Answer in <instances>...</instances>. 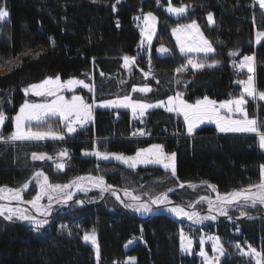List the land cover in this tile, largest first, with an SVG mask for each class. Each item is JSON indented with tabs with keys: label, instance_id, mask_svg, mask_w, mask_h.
Listing matches in <instances>:
<instances>
[{
	"label": "trees",
	"instance_id": "trees-1",
	"mask_svg": "<svg viewBox=\"0 0 264 264\" xmlns=\"http://www.w3.org/2000/svg\"><path fill=\"white\" fill-rule=\"evenodd\" d=\"M174 2L187 6L178 22L162 11L167 5L164 0H0V7L9 13L0 19V109L11 120L3 127V135L14 130L12 117L26 101L23 89L49 78L59 77L65 82L91 73L96 81L95 100L128 96L133 101L156 102L180 93V98L188 102L204 97L222 102L241 95L242 87L236 81L248 73L241 69L236 78L232 65L243 55H250L255 57L256 88L264 91V40L256 42L254 37L256 32L264 31V13L253 0ZM149 12L158 19L157 34L150 54L140 56L139 33L133 21L135 16ZM209 13L214 16L213 26L206 21ZM193 20L215 52L192 58L207 63L216 59L220 63L187 74L176 73L187 63V57L177 52L170 31L178 23ZM161 46L169 52H158ZM232 51L238 55L230 56ZM124 56L136 58L134 64L125 67ZM147 61L151 69L146 67ZM144 87L151 91H133ZM245 99L249 118L264 122V101ZM116 115L121 119L114 124ZM142 121L133 120L125 111L95 110L92 124L86 127L99 139L92 143L87 133L70 137L59 119L48 118L42 128L50 124L64 139L78 141L0 144V187L21 188L41 169L52 184L64 185L82 175L99 176L108 184L133 191L142 200L169 191L166 194L170 200L188 206L209 192L180 187L181 183L207 182L225 194L260 182L264 151L259 149L256 136L221 135L210 126L187 136L182 120L163 109L149 111ZM138 130L144 131L142 138L132 135ZM154 143L175 153V177L160 167L133 170L84 154L98 150L135 155ZM61 148L69 149L71 154L62 162V171L57 169V162L32 159L33 153L49 157ZM37 188L33 180L24 199L31 200ZM76 197L88 205L69 203L38 232L33 226L0 216V264H125L129 257L135 258V264H201L195 254L180 252L179 236L183 231L197 241L206 236L207 229L221 237L225 254L220 264L264 262V218L258 216L262 212L259 206L243 203L228 209L232 218L239 217L243 210L252 219L219 220L196 228L167 214H155L143 221L109 197L92 205L101 198L98 191ZM93 229L99 261L96 249L83 239ZM129 240L133 241L130 245ZM237 244L245 252L250 245L262 255L244 256Z\"/></svg>",
	"mask_w": 264,
	"mask_h": 264
},
{
	"label": "snow or ice",
	"instance_id": "snow-or-ice-1",
	"mask_svg": "<svg viewBox=\"0 0 264 264\" xmlns=\"http://www.w3.org/2000/svg\"><path fill=\"white\" fill-rule=\"evenodd\" d=\"M95 2V0H94ZM119 2V0H117ZM159 3V0H157ZM261 9H264V0H255ZM186 7L181 5L179 7L172 6L169 3L167 11L170 14L181 16L186 12ZM115 10V7H113ZM9 13L5 8L0 7V19L8 16ZM139 19V18H137ZM145 22V29L141 31V36L145 37L148 40L149 45H151L152 35L155 31V22L156 17L152 15L151 12L147 13L143 17ZM209 25L214 24L213 16L211 13L208 14ZM173 35L177 38V44L179 46L180 53L185 55L186 53H202L205 57L210 53H214L215 49L213 45L204 38L203 33L200 32L199 26L196 21L193 20L190 24L177 26L172 29ZM193 33L195 34L193 36ZM187 35L192 37L191 43H186L181 40L182 35ZM257 42L260 39L264 38V32L257 33ZM161 54L169 52V49L161 46L157 49ZM230 56L235 57L238 55L236 51L229 53ZM124 66L128 67L129 64L134 63V58L128 56L123 57ZM255 60L254 56H244L242 61L235 65L239 69L247 68V71L250 73L247 77V80L238 79L236 83L242 86L241 95L234 99H229L220 103L219 108L216 107V101L204 97L202 100H197L195 104H189L180 99L182 94L177 93L176 97H168V107L166 111L177 112L183 115L184 121L187 125V133L192 135L193 129L199 124L204 123L205 121L212 122L216 124L217 129L220 132H232V133H254L259 138V147L264 150V122L258 123L255 118H249L248 112L245 109V105L248 103V100L245 97L251 98L252 100L264 101V91H257L255 87L254 75V66L253 62ZM220 63L219 60L213 59L211 63L207 61H198L191 57H187V64L177 68L176 71L182 72L187 67L191 65L194 71L202 70L206 66L209 68L216 67ZM103 75V73H101ZM147 78L148 73L144 74ZM51 86V87H49ZM75 86H80L87 88L90 92H94V87L92 85L86 84L82 80L69 79L68 81L62 83L57 77L55 80L45 79L40 84H33L29 88L24 89L25 95H28L29 92L32 95L37 97H54L49 102L45 103H34L25 101V103L20 107L19 112L12 117L14 120V130L4 137L0 135V142H40L45 140H63L64 135L61 132L53 130L52 126L48 124L47 128L44 129L41 126L47 124L48 118L59 117L60 123L63 124L66 132L71 135L77 131V128L74 126L79 124L81 127L89 121L92 120V110L93 106L103 107V108H130L133 112V116H136L137 110L139 109V115L143 116L145 110L156 107H164V101H158L155 104L144 103V102H134L128 96L114 100L102 101L98 105L96 101L93 100L92 104L87 103L84 98L79 95H73L70 100L65 99L63 95L59 93L67 89L71 91ZM140 91L147 93L151 91L150 88L144 87L140 89L133 88V91ZM176 104V107L171 105ZM220 109H224L227 115H222ZM234 114L242 116L243 119L233 118ZM8 119L3 109H0V126H3L4 122ZM139 135H145L143 130H138ZM133 136L137 135V132L132 133ZM85 155L95 156L96 159L108 161L116 160L123 164H126L130 168L135 169L137 163L143 164H157L162 166L166 171L171 169L172 175L176 176L175 168V153L167 154L164 152L163 147L159 144H153L149 148L140 149L137 151L135 157H127L123 154L111 153V152H101L94 150L91 153L85 152ZM61 157H67L68 153L66 150L59 153ZM33 160H44L51 159L45 154H32ZM56 167L58 170H63L65 165L63 163H57ZM42 178V181L41 179ZM33 179L37 180L39 191L35 198L31 201H24L21 196V191L28 187L27 184H24L21 189H11L7 187H0V201H16V207H10L7 204H0V216H3L5 220L11 221L14 218L20 221H27L35 231H39L48 224L47 217L52 213L51 201L55 200L59 204H67V201L72 200L73 193L68 191L71 188H75L77 191H90L91 189L86 187L83 182L87 181L92 187L97 188L101 197L106 192H110L112 195H116V192L112 189L111 185L105 183V180L102 177L96 176H86V177H77L75 180L69 184H51L49 178L45 176L42 172H36ZM207 183V182H204ZM189 187L195 188V185H188ZM209 188H212L215 191V186L208 184ZM180 187H184V184L181 183ZM255 189V191H253ZM47 196L49 204L47 206H41L39 201ZM124 197L130 202L125 203L123 206L129 208L138 213H148L152 211V205H155L159 208L161 205L171 204V201L168 199L166 193L152 198L149 202H140V197L134 195L133 192L125 190ZM119 200L120 197L117 196ZM207 199L206 197H201L200 200L203 201ZM240 201H243L245 205L256 207L257 204L264 205V165H261V178L260 182L255 185H249L246 189H241L238 191H232L225 193L223 195L217 193L216 200L213 201L208 199L209 212L215 211L217 215H228V206L236 204ZM22 203H28L30 207L36 212V215H32L28 208H21L19 205ZM77 204H83V201L77 200ZM191 206V205H190ZM166 211L176 215L177 217H186L192 223H202L204 220H215L216 216L207 215L200 216L197 212H187L183 207L173 206L166 207ZM247 216V213L241 210L240 217ZM39 217H43L42 219ZM252 219V217H247ZM239 229H237L238 231ZM83 239L88 242L90 241L93 247L96 249L97 260L99 261L100 253L99 247L96 242L95 229L91 233H86ZM212 241V251L218 253L214 258H209L208 254L204 250V239L201 238L200 241V251L199 255L203 257V264H220V256L225 254V249L220 242V238L217 236L209 237ZM181 240V251H190L191 240H189L183 231L180 234ZM187 240V247L185 241ZM133 241L129 240L128 245L132 244ZM128 245H125L126 247ZM240 253L244 256L251 255L252 257H260L262 253L257 252L254 248L249 245L248 251L245 252L239 244L236 245ZM135 258L129 257L125 264H134ZM116 264V262H114ZM257 264H261L260 260H257Z\"/></svg>",
	"mask_w": 264,
	"mask_h": 264
},
{
	"label": "rangeland",
	"instance_id": "rangeland-1",
	"mask_svg": "<svg viewBox=\"0 0 264 264\" xmlns=\"http://www.w3.org/2000/svg\"><path fill=\"white\" fill-rule=\"evenodd\" d=\"M254 2H255V0H253ZM256 3V2H255ZM257 4V3H256ZM258 5V4H257ZM259 6V5H258ZM260 8V7H259ZM261 9V8H260ZM262 10V12L264 13V9H261ZM145 14H147V13H144V14H140V15H137V16H135L134 17V21H133V25H134V27L136 28V30L138 31V33H139V43H138V54L140 55V56H147L148 54H150V52H151V49H152V45H153V42H154V39H155V36H156V34H157V27H158V19H157V17L152 13V15L153 16H155L156 17V22H155V31H154V34L152 35V39H151V45H149V43H148V40L145 38V37H142L141 36V31L143 30V29H145V22H144V19H143V17H144V15ZM213 16V15H212ZM207 17H208V15H207ZM207 17H206V21H207V24L209 25V22H208V19H207ZM137 18H139V19H137ZM213 20H214V16H213ZM191 22H185V23H178V24H176L175 26H173L172 28H171V31H170V33H171V36H172V38H173V40H174V42H175V45H176V50H177V52L180 54V55H182L181 53H180V50H179V46H178V44H177V38H176V36L175 35H173V32H172V29L173 28H176L177 26H181V25H187V24H190ZM198 25V24H197ZM214 25V24H213ZM213 25H209V26H213ZM199 26V25H198ZM199 29H200V32L201 33H203L202 32V30H201V28H200V26H199ZM262 32H264V31H262ZM257 33L258 32H256V34H255V41L257 42V40H258V38H257ZM195 34L193 33V36H194ZM203 36H204V34H203ZM204 38L205 39H207L205 36H204ZM181 40L183 41V42H186V43H191L192 42V37H189V36H187L186 34L185 35H182L181 36ZM261 40H264V38H262V39H260V41ZM198 55H204V54H202V53H186L185 55H183V56H186V57H195V56H198ZM244 56H246V55H243L241 58H240V61H242V59H243V57ZM247 56H250V55H247ZM193 59H195V58H193ZM135 60H136V58H134V62H135ZM134 63H132V65H133ZM235 65H237V63L236 64H233L232 65V67L235 69V70H241V69H237V67L235 66ZM255 65V60H254V62H253V66ZM147 67V66H146ZM148 69H150L149 67H147ZM255 69V68H254ZM243 70H245L247 73H248V75L250 74L248 71H247V68L245 67V68H243ZM176 73H178L177 71H176ZM179 73H181V72H179ZM253 73H255V72H253ZM144 75V74H143ZM248 75L246 76V77H244V78H242L241 80H247V77H248ZM252 75H254V74H252ZM130 76V73H128L127 74V78ZM145 76V75H144ZM148 77V76H147ZM236 77V76H235ZM237 78V77H236ZM52 80H55V79H52ZM75 80H82V81H84L86 84H89V85H92L93 87H94V83L96 82L94 79H93V77H92V74L91 73H85L84 74V76L81 78V79H75ZM254 81H255V76H254ZM62 82V81H61ZM66 82V81H65ZM62 83H64V82H62ZM239 86H241L240 84H238ZM29 86H31V85H29ZM29 86H26L24 89H26V88H29ZM49 87H51V86H49ZM242 87V86H241ZM255 87H256V85H255ZM23 89V90H24ZM257 89V88H256ZM94 90H95V88H94ZM258 91V90H257ZM23 94L25 95V92L23 91ZM60 95H63L64 97H65V99H68V100H70L71 99V97L73 96V95H79V96H81L82 98H84V100L87 102V103H89V104H92V102H93V100H95V91L94 92H90L87 88H83V87H80V86H75L71 91H68L67 89H64V90H62L60 93H59ZM26 96V101H28V102H34V103H45V102H49L51 99H53L54 97H47V96H44V97H37V96H34V95H32V93L31 92H29L28 93V95H25ZM123 98V97H122ZM121 98V99H122ZM118 99V98H117ZM181 100H183L184 102H186V103H189V104H195L197 101H195V102H188V101H186V100H184L183 98H180ZM204 99V98H203ZM208 99H210V98H208ZM232 99H234V98H232ZM108 100H112V99H102V100H95L96 101V104L98 105L100 102H102V101H108ZM114 100V99H113ZM200 100H202V99H200ZM211 100V99H210ZM257 101H260V100H258V99H256ZM133 101V100H132ZM227 101V100H226ZM134 102H136V101H134ZM138 102H143V101H138ZM158 101H156V102H144V103H152V104H155V103H157ZM222 102H224V101H222ZM222 102H217L216 103V107L217 108H219V105H220V103H222ZM164 107H156V108H150V109H147V110H145V112H144V115L143 116H140L139 115V109L137 110V113H136V116L134 117L133 116V112H132V110L130 109V108H103V107H98V106H93V110H92V120L91 121H89V122H87V123H85L84 125H83V127L82 128H84V129H86V127H88L89 125H91L92 124V122H93V114H94V112H95V110H108V111H116V112H118V111H125V112H128V113H130V115H131V117H132V119L133 120H135V121H139V122H141L143 119H145V117H146V114L149 112V111H151V110H154V109H163V110H165L166 109V107H168L169 105H168V99H166L165 101H164ZM172 107H176V104H173V105H171ZM166 111V110H165ZM166 112H168V113H173L176 117H178V118H180L181 120H182V122H183V124H184V132L186 133V134H188L187 133V125H186V123H185V121H184V118H183V115L182 114H179V113H177V112H175V111H173V112H169V111H166ZM220 112H221V114L222 115H225V114H227L226 113V111L224 110V109H220ZM235 116V117H234ZM51 118H57V119H59V117H51ZM233 118H241V116H239L238 114H234L233 115ZM60 120V119H59ZM143 122V121H142ZM8 123H11V120H9V119H7L5 122H4V124H3V126H0V135H3V127L5 126V125H7ZM12 126H13V129H14V120L12 121ZM75 127H81L79 124H76V125H74ZM208 126H211V127H214L215 129H217V127H216V124L215 123H212V122H208V121H205L204 123H202V124H199L197 127H195L194 129H193V133H192V135L193 134H195L199 129H201V128H203V127H208ZM218 130V129H217ZM88 132H93V131H87L86 130V132L85 133H87L88 134ZM77 132H75V133H73V134H71V135H69L68 133V136H73V135H75ZM84 133V134H85ZM94 134V133H93ZM8 135H10V133L9 134H7V135H3L4 137H7ZM88 136H90V141H92V143H96L99 139H97L96 137H94V135L93 136H91V135H89L88 134ZM135 136H138V138H142L144 135H139V133H138V131H137V135H135ZM246 136H254V135H246ZM92 137V138H91ZM94 139V140H93ZM258 140V147H259V139H257ZM53 142L54 140H51V139H49V140H45V141H40V142H20V141H17V142H7V143H3V142H0V144H37V143H46V142ZM69 141H78V140H73V139H63V140H58V142L59 143H64V142H69ZM155 144V143H154ZM151 145H153V144H151ZM151 145H149V146H147V148H149ZM259 149H260V147H259ZM62 150H66V151H68L69 152V149H66V148H61L60 149V151H62ZM261 151H264V150H262V149H260ZM59 152V151H58ZM57 152V153H58ZM164 152L165 153H167V154H172V153H168V152H166L165 150H164ZM112 153V152H111ZM42 154V153H41ZM69 154H70V152H69ZM118 154H122V153H118ZM55 155V154H54ZM123 155H125V154H123ZM136 155V154H135ZM135 155H125V156H127V157H135ZM51 156H53V155H51ZM71 158V154H70V157H69V159ZM45 160V159H44ZM44 160H39L41 163H44L45 161ZM105 162H115V163H118V164H121V165H123L124 167H128V168H130L129 166H127L126 164H123V163H121V162H118V161H116V160H108V161H105ZM175 164H176V157H175ZM146 168V167H160V168H163L162 166H160V165H157V164H143V163H137L136 164V167H135V169H133V168H130V169H133V170H136V169H138V168ZM164 169V168H163ZM165 170V169H164ZM166 171V170H165ZM36 172H42L45 176H47L44 172H43V170H41V169H39V170H37V171H35V173ZM167 172H170L171 173V169H169V170H167ZM34 173V174H35ZM34 174H33V176H32V178L30 179V183L31 182H33V180H34V182L35 183H37V180H35V179H33V177H34ZM86 176H91V175H84L83 177H86ZM48 177V176H47ZM95 177V176H94ZM41 179V181H42V178H40ZM73 180H75V179H73ZM73 180H71L70 182H72ZM50 182V181H49ZM70 182H68L67 184H69ZM30 183H26L27 185H28V187L26 188V189H23L22 191H21V196H22V199L24 200V201H31V200H33L34 198H35V196L37 195V193H38V191H39V186H38V188H37V191H36V193H35V195L32 197V199L31 200H25L24 199V195H25V193H27V192H29V186H30ZM84 184H85V186L86 187H88V188H90L91 190V192H94V191H98L99 193H100V191L97 189V188H94V187H92L90 184H88L87 183V181H85V182H83ZM52 184V183H51ZM209 183H204V182H201V183H198V184H191V185H195L196 187L195 188H192V187H189L188 185L189 184H187V186H188V188H190V189H206V191H208L209 192V195H204V196H210V197H212L213 199H215L216 198V196H217V192L216 191H213V189L212 188H209L207 185H208ZM37 185H38V183H37ZM60 185H62V184H60ZM109 185H111V184H109ZM210 185H212V184H210ZM111 186H114V187H116V188H118V189H120V191H121V193H122V195H123V197H124V191L125 190H128V189H122V188H119V187H117V186H115V185H111ZM214 186V185H213ZM22 188V187H21ZM21 188H18V189H21ZM247 188V187H246ZM215 190H216V188H215ZM68 191H70V192H72L73 193V197H76L78 194H80V193H83L84 191H77L74 187L73 188H71V189H69ZM90 191H87V192H90ZM128 191H131V190H128ZM253 191H255V190H253ZM131 192H133V191H131ZM134 194V193H133ZM135 195V194H134ZM110 198V197H109ZM124 199L129 203L130 201L128 200V199H126L125 197H124ZM169 199V198H168ZM170 200V199H169ZM170 201H172V200H170ZM208 199H205V200H203V201H200L199 202V207L197 208V206L196 207H194L195 208V212H197L200 216H207V215H212V214H202V212L203 211H206L208 208H209V204H208ZM11 202H16V201H11ZM140 202H143L141 199H140ZM17 203V202H16ZM121 203V202H120ZM27 205H29L28 203H26ZM39 204L41 205V206H47L48 204H49V201H48V199H47V196L45 195L40 201H39ZM55 204H57V202L55 201V200H53V201H51V205L53 206V205H55ZM240 204H243V203H240ZM9 206V205H8ZM17 206V204L16 205H14V206H10V207H16ZM20 206V205H19ZM30 206V205H29ZM66 205L65 204H61L60 205V208H64ZM21 208H24V207H22V206H20ZM199 208L201 209V210H199ZM229 209V208H228ZM127 210L129 211V212H131V213H136L137 215H139V216H145L147 213H138V212H135L134 210H132V209H129V208H127ZM162 212H164V213H166V214H169L170 216H176V215H174V214H172V213H170V212H168V211H166L165 209H163V210H161ZM261 211L262 212H264V205H263V208L261 209ZM193 212V211H192ZM215 211H213L212 213H214ZM216 213V212H215ZM3 217V216H2ZM177 217V216H176ZM240 217V216H239ZM247 217H251V216H245V217H241V218H243V219H249V218H247ZM230 218H231V220H237L238 219V217H233L232 218V216H230ZM13 220H16L15 218L13 219ZM216 220V219H215ZM215 220H204L202 223H192V221H189V223L192 225V226H194V227H196V228H199V227H201V226H205V225H208V224H211V223H213ZM231 220H229V221H231ZM8 221V220H7ZM12 221V220H11ZM17 221H19V222H21V223H24V224H27V225H31L29 222H27V221H20V220H17ZM181 234V233H180ZM187 237V236H186ZM203 237V236H202ZM201 237V238H202ZM189 240H191V247H190V251H181V240H180V236H179V240H180V252L183 254V255H196L197 257H198V259L200 260V262H201V264H203V257H201L198 253H199V251H200V241H201V238H199L197 241L196 240H194V239H191V238H189V237H187ZM203 239H204V250H205V252L208 254V256H209V258H212L211 256V253L213 252L212 251V242H210L209 241V239L207 238V234H206V236L205 237H203ZM88 243H90L91 245H92V243L90 242V241H88ZM197 244V245H196ZM185 245H186V247H187V240L185 241ZM218 254V253H217ZM219 255V254H218ZM219 259H220V262H221V260L223 259V256H220L219 257ZM128 259H126L125 260V262L127 261ZM261 261V260H260ZM134 264H135V261H134ZM261 264H264V262H262L261 261Z\"/></svg>",
	"mask_w": 264,
	"mask_h": 264
},
{
	"label": "water",
	"instance_id": "water-1",
	"mask_svg": "<svg viewBox=\"0 0 264 264\" xmlns=\"http://www.w3.org/2000/svg\"><path fill=\"white\" fill-rule=\"evenodd\" d=\"M164 1L167 3V5L164 6V7L162 8V11H163L166 15H168V16L170 17L171 20H173V21H175V22H178V21L181 19V17H182L183 15H181V16H176V15L170 14L166 9H167V7L169 6V3H171L172 6H174V7H179V6H176V5L174 4V0H164ZM184 6H185V5H184ZM60 152H61V151H59L58 153H56V154L53 155V156H49V157H51V159H45L44 161H45V162L53 161V162L61 163V162H64V161H66V160L69 159V153H68V152H67V153H68L67 157H61V156L59 155ZM79 177H83V176H79ZM93 177H94V176H93ZM103 179H104V178H103ZM104 180H105V179H104ZM105 183L108 184V183L106 182V180H105ZM108 185H109V184H108ZM112 189L116 192V195H115V196L112 195L110 192H106V193L103 194V197H101L98 201L92 203V205L98 204L100 201L104 200V199L107 198V197L112 198L113 200H115V201L118 202V203L121 202L120 204H121L122 206H123L125 203H128V202L124 199V197H123V195H122L120 189H118V188H116V187H114V186H112ZM241 189H244V188H241ZM241 189H238V190H241ZM238 190H236V191H238ZM253 190H255V189H253ZM117 196L120 197L119 200L117 199ZM201 197H206L207 199H211V200H213V201L216 200V198L213 199V198L210 197V196H201ZM201 197L197 198V199L191 204V206H182V205L179 204L178 202L171 201V204H168V205H161L159 208H157L155 205H152V206H151V207H152V211L148 212L147 215H146L145 217H141V216L137 215L136 213H130V214L144 221V220H148L152 215H154V214H156V213H161L160 211L163 210V209H166V207L179 206V207H183V208L185 209V211H187V212H192V211L195 210L194 206H195L199 201H201V200H200ZM77 200H80V199H78V198H76V197H73L72 200L67 201V204H66V205H68L69 203H71V202H73V201L76 202ZM80 201H82V200H80ZM147 202L150 203V201H147ZM0 204H7V205H9V206H14V205H16L17 203H16V202H9V201H6V200H5V201H0ZM60 205H61V204L57 203V204H55V205L52 206V209H53V210H52L51 215H49V216L47 217L48 221H49V220H52L53 216L62 210V208H60ZM62 205H63V204H62ZM82 205L86 206V205H88V204H87L86 202L83 201V204H82ZM20 206H22V207H24V208H28L29 211L32 213V215H34V216L36 215V212H35V211H34L29 205H27L26 203H22V204H20ZM123 207H124V206H123ZM124 208H125V207H124ZM125 209H127V208H125ZM202 214H213L214 216H216V219H228V218H230L229 215H227V216H224V215H217L216 213H212V212L210 213L209 211H203ZM258 216L264 218V212L259 213ZM39 218L42 219L43 217H39Z\"/></svg>",
	"mask_w": 264,
	"mask_h": 264
},
{
	"label": "built area",
	"instance_id": "built-area-1",
	"mask_svg": "<svg viewBox=\"0 0 264 264\" xmlns=\"http://www.w3.org/2000/svg\"><path fill=\"white\" fill-rule=\"evenodd\" d=\"M241 62V61H240ZM240 62H235L234 64H236L237 63V65L240 63ZM146 66L147 67H149V68H151V64H150V62H147L146 63ZM238 69V68H237ZM190 71H191V65H187V67L184 69V71H182L184 74H187V73H190ZM235 76H237V73H235ZM121 119V116L120 115H118L117 117H115V119H114V124L115 123H117L119 120ZM77 128V130L80 132V133H85L86 132V129H84V128H82V127H76ZM88 134L89 135H91V136H93L94 134H93V132H88ZM94 140V139H93ZM212 236H217L216 235V233L214 232V231H208L207 232V237H208V239H209V237H212ZM213 257H216V255L215 254H213Z\"/></svg>",
	"mask_w": 264,
	"mask_h": 264
},
{
	"label": "crops",
	"instance_id": "crops-1",
	"mask_svg": "<svg viewBox=\"0 0 264 264\" xmlns=\"http://www.w3.org/2000/svg\"><path fill=\"white\" fill-rule=\"evenodd\" d=\"M252 74H254V73H252ZM171 114H173V113H171ZM225 115H227V114H225ZM235 117V116H234ZM239 119H243V117L241 116V118H239ZM211 127V126H210ZM214 128V127H213ZM215 129V128H214ZM219 134H221V135H254V136H256L257 137V139H259L258 138V136L256 135V134H254V133H232V132H220L219 130H217V129H215ZM187 136H191V135H189V134H186ZM70 137H72V136H70Z\"/></svg>",
	"mask_w": 264,
	"mask_h": 264
}]
</instances>
